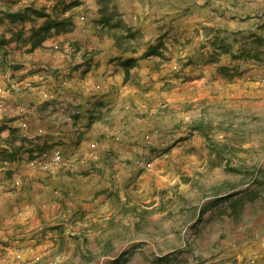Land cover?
Returning <instances> with one entry per match:
<instances>
[{
	"label": "crops",
	"instance_id": "0c3cea01",
	"mask_svg": "<svg viewBox=\"0 0 264 264\" xmlns=\"http://www.w3.org/2000/svg\"><path fill=\"white\" fill-rule=\"evenodd\" d=\"M65 4L63 16H71V30L41 43L46 55L55 58L54 71L32 73L36 67H29L0 113L1 132L9 138L10 132L19 131L14 145L22 147L14 160L5 162L7 176L0 181V264H233L264 255V232L254 223L213 229L204 237L202 231L193 248L183 247L181 237L179 254L163 248L174 232L166 229L163 238L156 237L163 234L153 231L160 225L152 222L172 220L175 214L164 202L158 205L156 197L140 193L143 165L134 160L141 153V135L130 108L139 89L125 79L123 67L131 59L129 78L151 75L166 65V55L171 62L179 60L183 74L219 76L217 82H222L217 69L225 65L230 72L236 64L252 68L242 47L260 39L264 0ZM35 5L47 13L59 11L52 1L36 0ZM50 42L58 50H50ZM14 102L32 107L24 119L27 127H18L21 115ZM112 123L121 124L120 142L109 143L105 126ZM42 151H58L62 165L40 171V164L31 163ZM117 153L123 162L112 164ZM210 210H198L193 221L209 219L211 213L228 219V213ZM147 220L150 228H142ZM143 229L154 233L148 243L136 245ZM127 231L139 239L127 241Z\"/></svg>",
	"mask_w": 264,
	"mask_h": 264
},
{
	"label": "rangeland",
	"instance_id": "374dc122",
	"mask_svg": "<svg viewBox=\"0 0 264 264\" xmlns=\"http://www.w3.org/2000/svg\"><path fill=\"white\" fill-rule=\"evenodd\" d=\"M31 1L34 0H0V17H4L6 7L16 10ZM45 1H52L59 9L49 13L52 17L60 14L62 5L68 6L65 4L67 0ZM1 19L0 40L5 42L0 47V113H3L8 104L7 94L18 91L17 85L29 74L26 72L29 67H36L32 68V73L46 69L52 71V62L56 61L52 54L46 55L47 50H42V46L32 48L31 42L24 43L31 37L28 27L37 25L39 19L16 23ZM258 30L260 39L242 47L245 59L255 66L244 69L245 66L236 64L237 69L230 72L232 68L225 65L217 69L222 82L216 81L219 76L183 74L179 70V60L171 62L166 55L162 61L166 65L151 75L125 77L139 89L134 96L136 104L132 103L130 108L135 111L136 131L141 135L138 140L141 153L134 160L143 165L138 173L143 181L140 193L143 197H156L158 205L164 202L174 212L172 220L152 222L162 227L153 229L163 234L156 237L163 238L166 229L174 232L173 240L170 242L169 237V242L163 244L165 249H174L173 254H179L177 248L181 237L185 243L183 247H198L203 232L204 237L212 234L213 229L254 223L259 231L264 232V28L258 27ZM12 42L13 46H10ZM54 45L50 42L49 49L58 50ZM57 46L59 48V44ZM252 70L255 71L243 76ZM14 105L21 115L16 118L18 127H27L24 119L33 113L32 107L19 102ZM105 127L109 131V143L120 142L121 124L112 123ZM17 133L15 137H21V133ZM7 137L6 132H0L3 146H0V165L4 166L0 168V181L7 176L4 174L6 164L1 161L6 155L2 149H11L3 144ZM90 147L94 149L96 145ZM217 150L221 153L219 158L214 154ZM110 159L112 164L123 162L120 153ZM209 209L220 215L228 213V219L218 215L214 218L211 213L209 219L193 221L198 210L205 212ZM230 212L234 214L231 218ZM149 222L144 221L146 225L142 228L149 229ZM151 233L154 232L143 229L142 241H139L132 231H127L126 240L135 238L138 240L136 245H144ZM251 259L255 264H264L262 254L232 263L245 264Z\"/></svg>",
	"mask_w": 264,
	"mask_h": 264
},
{
	"label": "trees",
	"instance_id": "16d2710c",
	"mask_svg": "<svg viewBox=\"0 0 264 264\" xmlns=\"http://www.w3.org/2000/svg\"><path fill=\"white\" fill-rule=\"evenodd\" d=\"M65 9V7H64ZM4 17L5 20H8L10 23H16L20 21H34V19H42L41 23L37 26H32L31 28V37L27 40H24V43L31 42L32 48H37L41 46V43L50 38L52 36H57L60 34H64L71 30L72 28V19L71 16H63L65 14V10L62 9L60 14L57 17H52L49 13L45 11V7H36L35 0L31 1L29 4L23 5L16 10H12L10 7H6L4 9ZM56 14V13H55ZM2 20V19H1ZM260 28H264L263 25L259 26ZM18 38V37H17ZM4 41L0 40V47L4 46ZM151 54H154V51H151ZM132 60L128 59L123 62V67L125 68L126 75L128 77L129 68L132 67ZM16 131V129H15ZM1 132V130H0ZM16 132L12 133L10 137L6 138L3 142L7 148H11L9 151L7 149H2L3 153L5 152V158L1 159L2 162H10L15 159V157L21 151V146H15L14 141L17 139L15 137ZM1 147H3L0 144ZM214 154L217 158L221 156L220 151H215Z\"/></svg>",
	"mask_w": 264,
	"mask_h": 264
},
{
	"label": "bare ground",
	"instance_id": "6f19581e",
	"mask_svg": "<svg viewBox=\"0 0 264 264\" xmlns=\"http://www.w3.org/2000/svg\"><path fill=\"white\" fill-rule=\"evenodd\" d=\"M37 157L38 159H35V160L33 159L34 161L31 164L34 166L37 164H40L38 166H41V168L44 170H49V168H52V167L57 168L60 165H62V162H63L62 157L58 151H51V152L42 151L41 153H39V156ZM245 264H255V261L251 259Z\"/></svg>",
	"mask_w": 264,
	"mask_h": 264
}]
</instances>
